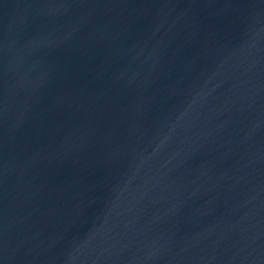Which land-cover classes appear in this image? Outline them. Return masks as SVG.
<instances>
[{
	"label": "water",
	"instance_id": "95a60500",
	"mask_svg": "<svg viewBox=\"0 0 264 264\" xmlns=\"http://www.w3.org/2000/svg\"><path fill=\"white\" fill-rule=\"evenodd\" d=\"M0 264H264V0H0Z\"/></svg>",
	"mask_w": 264,
	"mask_h": 264
}]
</instances>
